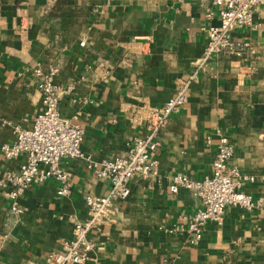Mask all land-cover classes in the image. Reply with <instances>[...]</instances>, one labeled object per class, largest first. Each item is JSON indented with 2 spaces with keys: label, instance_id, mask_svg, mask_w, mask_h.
Wrapping results in <instances>:
<instances>
[{
  "label": "crops",
  "instance_id": "1",
  "mask_svg": "<svg viewBox=\"0 0 264 264\" xmlns=\"http://www.w3.org/2000/svg\"><path fill=\"white\" fill-rule=\"evenodd\" d=\"M218 24L211 0H0V146L12 143L13 126L29 127L40 111L36 68H55L54 83L70 87L58 113L77 115L80 149L95 161L125 156L145 133L147 111L188 82L186 103L157 135L155 175L131 180L116 214L88 232L94 251L85 264H264V12L256 7L251 26L231 32L250 43L253 56L212 55L198 66L204 29ZM216 132L232 147L229 165L253 177L242 191L261 206H226L221 224H206L192 246L185 218L199 200L168 186L175 174L209 176ZM22 161L0 153V178ZM59 166L70 184L65 196L56 195L52 178L33 183L16 214L0 194V264H41L86 220L84 198L109 191L82 159L63 158Z\"/></svg>",
  "mask_w": 264,
  "mask_h": 264
},
{
  "label": "built area",
  "instance_id": "2",
  "mask_svg": "<svg viewBox=\"0 0 264 264\" xmlns=\"http://www.w3.org/2000/svg\"><path fill=\"white\" fill-rule=\"evenodd\" d=\"M218 18L217 26L204 29L206 43L198 66L206 64L212 55L229 57H247L254 55V49L247 41H235L231 32L239 27L251 26L252 14L256 7L264 12V0H211ZM213 12L206 11L205 18L210 20ZM83 45L82 42L79 43ZM57 70L49 68L45 72L34 69L35 87L40 94V111L33 117L27 128L12 127L14 139L11 144H2L0 153L5 159L23 156L15 173H6L0 178V194L8 200L11 212L19 214L17 201L25 189L33 183H42L52 178L59 184L56 195L65 196L70 184L59 166L63 158H78L85 163V169L95 178L109 182L110 188L103 196H86L84 204L87 218L73 225L71 239L59 244V250L49 252L41 264H85L94 251L93 243L87 234L116 214L114 203L123 202L129 196V182L134 178L145 180L156 173L157 161L152 153L157 148V135L164 127L167 118L186 103L185 91L188 82L180 83L179 90L158 108H150L144 120V135L135 137L125 156L110 160L95 161L84 156L80 144L83 129L75 123L77 115L70 119L62 118L58 113V99L68 95L70 87L61 88L53 78ZM217 143L210 164V174L201 180H190L181 174L171 178L168 192L176 194L184 189L193 193L200 207L188 215L185 230L189 234V244L197 245L206 224L219 226L224 208L236 206L245 212L259 208L261 203L242 191L245 183L253 181L252 176L243 175L229 165L232 147L227 139L216 132ZM209 143V137L206 138ZM176 227L165 230L172 233Z\"/></svg>",
  "mask_w": 264,
  "mask_h": 264
}]
</instances>
